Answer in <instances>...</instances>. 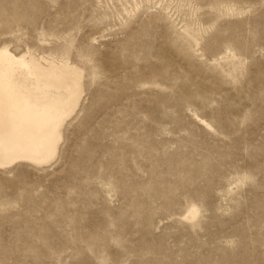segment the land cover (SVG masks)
Wrapping results in <instances>:
<instances>
[{"label":"rangeland","instance_id":"rangeland-1","mask_svg":"<svg viewBox=\"0 0 264 264\" xmlns=\"http://www.w3.org/2000/svg\"><path fill=\"white\" fill-rule=\"evenodd\" d=\"M4 48L83 94L0 167V264H264V0H0Z\"/></svg>","mask_w":264,"mask_h":264},{"label":"bare ground","instance_id":"bare-ground-1","mask_svg":"<svg viewBox=\"0 0 264 264\" xmlns=\"http://www.w3.org/2000/svg\"><path fill=\"white\" fill-rule=\"evenodd\" d=\"M82 79L75 66L45 67L30 52L0 50V167L41 166L57 156L65 123L82 98Z\"/></svg>","mask_w":264,"mask_h":264}]
</instances>
